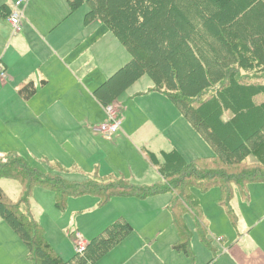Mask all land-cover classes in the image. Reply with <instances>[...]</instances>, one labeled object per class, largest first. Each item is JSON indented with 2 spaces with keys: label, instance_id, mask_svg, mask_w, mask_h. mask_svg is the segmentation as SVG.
I'll return each mask as SVG.
<instances>
[{
  "label": "trees",
  "instance_id": "1",
  "mask_svg": "<svg viewBox=\"0 0 264 264\" xmlns=\"http://www.w3.org/2000/svg\"><path fill=\"white\" fill-rule=\"evenodd\" d=\"M87 1L92 8L86 23L102 19L131 54L95 91L98 101L116 102L147 74L154 89L168 94L216 153L187 161L174 151L164 153L162 163L151 153L164 182L150 185L118 177L70 180L58 163L45 160L48 169L43 170L18 153H8L0 157V179L17 181L21 192L16 201L0 186V216L26 246L30 264H95L133 231L132 225L120 217L92 238L83 253L64 259L24 206L35 187L51 190L60 209L73 196L94 195L105 204L116 196L146 199L172 192L170 208L180 237L175 248L189 254L191 233L184 213L199 212L194 186H218L236 220L234 185L245 192L250 183L264 182V0ZM84 2L68 0L72 12ZM35 93L32 81L20 86L24 99ZM198 228L203 230L200 223Z\"/></svg>",
  "mask_w": 264,
  "mask_h": 264
},
{
  "label": "crops",
  "instance_id": "2",
  "mask_svg": "<svg viewBox=\"0 0 264 264\" xmlns=\"http://www.w3.org/2000/svg\"><path fill=\"white\" fill-rule=\"evenodd\" d=\"M13 1L15 0H0V67L6 70L8 76L4 83L0 82V157L12 152L19 154L17 146L12 143L41 135L44 129L45 146L52 145L54 149L60 150L61 145L76 136L80 143L93 148L88 158L99 161L100 167L107 158L111 145L136 150L143 157L141 162L144 169L141 172L133 171L135 162L130 163L128 168V164H125L124 174L119 171L113 173V168H110L112 173L106 174V177L115 176L132 183L150 185L164 182L159 168L149 159L148 155L151 153L161 163L164 161V153L174 151L186 160L189 157L186 154L192 159L215 155V149L182 114L176 103L167 97L168 94L154 89L151 78L141 81V77L125 91L128 96L122 101L132 109L128 108L130 113L126 118L127 108L121 103L125 121L120 133L111 139H105L95 132L96 124L92 125L89 118L86 121L81 118V113L74 107V98L66 104L62 97L82 88L88 93L89 103L100 106L95 91L130 61V52L102 19L86 23V15L92 8L87 0L74 12L71 11L68 0H30L24 9V28L18 34L13 33L8 21ZM2 7L4 9L1 11ZM102 62L113 65L102 67ZM249 78L252 81L258 80L255 75H250ZM31 81L36 86V93L30 99H24L19 94L20 86ZM41 91H44V125L29 120L34 98ZM125 93L120 97L125 96ZM137 95L140 96L136 97ZM134 106L149 110L153 120L147 118L135 127L133 120L136 115L131 113L136 108ZM155 116L161 122L160 125L156 123ZM96 117L101 122L104 121L105 112L104 117L97 114ZM87 124L91 125L90 128ZM133 127V135L138 129L145 130L136 144L123 138L125 129ZM28 142L34 143L35 140ZM47 150V146L44 147V151ZM49 158L55 160L52 163L65 168V160L61 156H44V160ZM108 164H113L110 159ZM150 173H153L152 178ZM235 188L236 193L239 190L241 196L242 191L239 186L234 185V207L236 210L239 207L235 213L236 220L230 216L227 219L220 217L226 221L219 227V233L211 229L212 222L209 219L208 226L202 222L200 208L197 209L198 213L192 210L199 218L195 221V231L202 247L198 242H192L189 254L175 248L180 237L170 208L174 199L172 192L146 199L113 197L135 198L142 202L137 209L142 217L138 223L122 214L113 219L109 216L94 221L88 230L90 232L82 234L90 241L120 217H124L133 227V231L110 250L105 261H97L95 264H264V214H258L260 211L252 208L250 198L244 200L248 205L245 202L243 204L251 209H244L242 212ZM19 189L21 192V187ZM199 223H202V231L198 228ZM76 224L73 222L71 226L75 228ZM190 229L192 237L195 234ZM213 229H216L214 225ZM74 231L72 229L73 233ZM45 234L47 239L55 241L52 242L54 245L51 244L58 248L57 240L46 230ZM193 244L194 247L197 244V251ZM58 250L64 259L72 258L76 253L73 245L69 250ZM2 262L30 264L26 246L0 216V264Z\"/></svg>",
  "mask_w": 264,
  "mask_h": 264
},
{
  "label": "rangeland",
  "instance_id": "3",
  "mask_svg": "<svg viewBox=\"0 0 264 264\" xmlns=\"http://www.w3.org/2000/svg\"><path fill=\"white\" fill-rule=\"evenodd\" d=\"M100 65L102 67H109L112 66L113 64L102 62L100 63ZM94 72H96L97 74V71ZM244 75H247V73L244 72ZM6 79L0 80V82L4 83ZM147 79H150V76L146 74L142 76L141 81ZM124 93L125 92H123L121 95H123ZM120 96L118 101L116 102L114 101L112 104L118 106L121 105V103L123 105L125 104L124 106L127 108L125 111V115L127 118L128 114L130 113L128 111V108L129 110H131L132 107L126 105L128 103L123 102L122 100L126 99V97L128 96V92L125 93V96L123 97ZM139 96L140 95H137L136 97ZM72 97L75 100L74 107L79 113H81L82 115L81 118H83L84 121H86L89 118L90 123L92 125L96 124L95 126L98 127L107 120V109H106L107 106L106 105L101 106V104L99 106L98 103L97 106V105H93L92 103H89L88 93L85 92L84 89L78 88L76 91H70L66 93L62 97V101L66 104H69L72 100ZM167 97L169 98V96ZM134 107L136 108H134L131 113L133 115H136V118L133 120V125L135 127L138 126V123H142L147 118L152 119L151 115L149 114L150 112L149 110L144 109L142 106H134ZM104 112L106 115L104 121L101 122L99 118L97 117L95 118L96 114L102 115L104 117ZM122 114L124 116V110L122 111ZM155 118H156V123L160 125L161 122L158 120L156 116ZM29 120L44 125V91L39 92L35 96L33 106H31V113ZM124 121L125 120L123 119V122ZM86 126L89 127L91 125L87 124ZM121 130H122V126L121 129L116 131L110 138H106L97 129L95 130V132H98L105 139H111L115 135H117L118 132ZM134 130H135L134 127L127 130L125 129V135L123 136V138L136 144L138 139L142 138L145 130L138 129L135 132V135H133L132 132H134ZM29 140H35V142L34 143L28 142ZM17 143L19 144L16 145ZM12 144L17 146L20 152L19 155L21 157L25 158L32 166L38 167L43 170L48 169L47 164H45L44 156L45 157L61 156L65 160V163L63 162L65 166L63 164L62 165L65 167L64 171L66 173L63 172V176L65 178H69L70 180L72 179L83 180L88 177H97L99 179L107 178L106 176L111 175L112 173L110 171L111 170L110 168H113L114 170L113 173L119 171L120 173L124 174L126 172L125 164H128L127 166L128 168L130 166V163H135V162L136 164L133 166V171L141 172L144 169V166L141 162V160L143 159L142 154H138L136 150L130 147L124 148L123 146H120V148H117V146H113V145L109 146L111 150L107 153V158L104 161H102V165L100 167L99 161L90 160L88 158L89 153L92 151L93 148H90L87 144L80 143L76 136L69 138L65 142V144L61 145L62 149L60 150L54 149L52 145H46L48 150L44 151V147H46L44 145V129L41 135L37 134L34 135L33 138H27L24 140H20L18 142L14 141V143ZM186 155L189 156L187 157L188 158L187 161L193 160L192 159L193 157H190L189 154ZM109 159L112 161L113 164H108ZM47 161L54 162L55 160L49 158V160ZM152 177H153V173H150V178ZM0 186L13 199L19 201L20 184L17 181L3 178L0 179ZM236 190L237 188H235V193ZM191 192L193 196L198 200L202 222L208 226L209 223L207 222V220L209 219V221L212 222L211 229L219 233L220 232L219 227H221L222 223L226 221L225 219H222L220 217L223 218L226 217L227 219V217L230 218L233 217L234 215L230 211V209L223 204L221 189L218 186H212L205 190L200 186H194ZM162 197L164 198L165 196ZM249 198L252 202V208L256 209L257 211H260V213L258 214H264V182L250 183L247 186L245 192L244 191L242 192V196L238 190V192L236 193V199L241 204L242 212L244 209H246L247 211L251 209L247 206L249 203L245 202ZM244 202L247 203L246 206H244L243 204ZM141 204L142 202L136 200L135 198L132 199L111 198L108 203L103 204L97 196L87 194L83 196L70 197L67 201L65 208L60 209L56 206L55 195L51 190L43 187H35L32 191L29 204L24 206L30 212H32L33 216L39 221L43 229L45 228L44 230L48 231V234L57 240L58 248L69 250L73 245L74 251H76V242L72 229L73 231L75 230L84 233V235H86L88 234V232H90L88 230L91 229L92 223L94 221L109 216H111V218L113 219L121 214L124 215L127 219L128 216H130L131 219H133L135 222L138 223V220L142 218L140 214L137 212V209ZM183 204L185 203L183 202ZM234 205L235 203L233 199V202L231 201V207L234 213H236L239 207L237 206V210H236ZM185 213H184L185 221H186L185 224L188 226L189 229L191 228L195 234L191 237L190 243L192 244V242L195 243L198 242V244L201 246L200 244L201 242L197 237V231H195V227H196L195 221L197 222L199 218L192 210L186 209ZM73 222L77 223L75 225V228L71 226ZM200 225H202V223H200ZM213 225L215 226L216 229H213ZM223 226L226 227V225ZM227 227H229L228 224ZM49 241L50 243L52 242L55 243V241H51V240ZM197 247H198L197 244H195V247L193 244L194 250L197 251ZM58 248L56 249L58 250ZM110 252L111 251H109L107 254L102 256L98 260V262L105 261L108 255H110L109 254ZM2 264H4V262H2Z\"/></svg>",
  "mask_w": 264,
  "mask_h": 264
},
{
  "label": "built area",
  "instance_id": "4",
  "mask_svg": "<svg viewBox=\"0 0 264 264\" xmlns=\"http://www.w3.org/2000/svg\"><path fill=\"white\" fill-rule=\"evenodd\" d=\"M30 0H15L13 1L12 8L8 15V21L14 34L22 32L24 28L23 18L24 9ZM7 78L6 70L0 67V80ZM107 109V120L97 127L106 138H110L116 131L121 129L124 116L122 114V106L108 104ZM74 238L76 242V252L83 253L89 241L84 237L81 232H74Z\"/></svg>",
  "mask_w": 264,
  "mask_h": 264
}]
</instances>
